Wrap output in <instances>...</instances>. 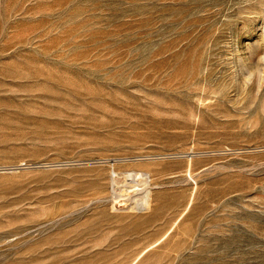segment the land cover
Segmentation results:
<instances>
[{
	"label": "rangeland",
	"instance_id": "obj_1",
	"mask_svg": "<svg viewBox=\"0 0 264 264\" xmlns=\"http://www.w3.org/2000/svg\"><path fill=\"white\" fill-rule=\"evenodd\" d=\"M0 264H264V0H0Z\"/></svg>",
	"mask_w": 264,
	"mask_h": 264
}]
</instances>
